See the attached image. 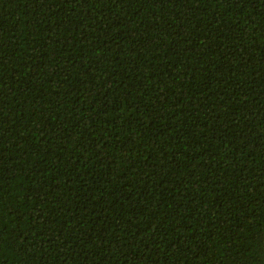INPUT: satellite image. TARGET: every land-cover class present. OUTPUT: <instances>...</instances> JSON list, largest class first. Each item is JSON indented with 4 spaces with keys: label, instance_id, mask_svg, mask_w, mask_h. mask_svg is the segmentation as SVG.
Wrapping results in <instances>:
<instances>
[{
    "label": "trees",
    "instance_id": "trees-1",
    "mask_svg": "<svg viewBox=\"0 0 264 264\" xmlns=\"http://www.w3.org/2000/svg\"><path fill=\"white\" fill-rule=\"evenodd\" d=\"M0 264H264V0H0Z\"/></svg>",
    "mask_w": 264,
    "mask_h": 264
}]
</instances>
